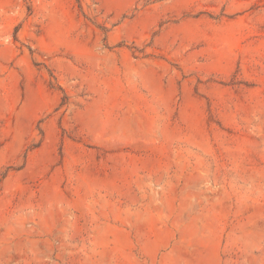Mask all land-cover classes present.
<instances>
[{"label":"rangeland","instance_id":"374dc122","mask_svg":"<svg viewBox=\"0 0 264 264\" xmlns=\"http://www.w3.org/2000/svg\"><path fill=\"white\" fill-rule=\"evenodd\" d=\"M0 264H264V0H0Z\"/></svg>","mask_w":264,"mask_h":264}]
</instances>
